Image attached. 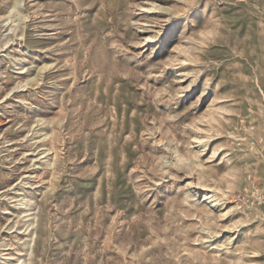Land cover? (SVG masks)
I'll list each match as a JSON object with an SVG mask.
<instances>
[{
	"label": "rangeland",
	"instance_id": "374dc122",
	"mask_svg": "<svg viewBox=\"0 0 264 264\" xmlns=\"http://www.w3.org/2000/svg\"><path fill=\"white\" fill-rule=\"evenodd\" d=\"M0 264H264V0H0Z\"/></svg>",
	"mask_w": 264,
	"mask_h": 264
}]
</instances>
